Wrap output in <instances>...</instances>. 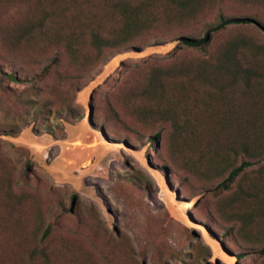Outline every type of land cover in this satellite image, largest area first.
Masks as SVG:
<instances>
[{
    "label": "rangeland",
    "instance_id": "374dc122",
    "mask_svg": "<svg viewBox=\"0 0 264 264\" xmlns=\"http://www.w3.org/2000/svg\"><path fill=\"white\" fill-rule=\"evenodd\" d=\"M117 1L0 0V264H264V156L233 150L235 128L264 133V77L192 73L241 38L228 63L264 74V31L181 42L264 9L212 0L173 20L160 2L97 58L92 35L122 27Z\"/></svg>",
    "mask_w": 264,
    "mask_h": 264
},
{
    "label": "trees",
    "instance_id": "16d2710c",
    "mask_svg": "<svg viewBox=\"0 0 264 264\" xmlns=\"http://www.w3.org/2000/svg\"><path fill=\"white\" fill-rule=\"evenodd\" d=\"M210 1L212 0H140V2L136 4L130 0L117 1L116 9L119 10L122 17V27L117 33L110 35L107 38H103L98 34L92 35V44L96 49L97 58H99L105 50L114 52L120 50V48L124 46H127V44L131 42L130 36L135 34V32L140 30L142 27L144 28L149 23L155 21L156 16L151 12V9L157 6L160 7V2L167 14L171 13L175 16L173 20H184L194 18L200 8H202L206 2ZM236 1L250 2L253 7L257 9H264V0ZM112 2H114V0H109V3ZM251 24L264 31V22L261 19L253 17H225L222 15L220 22L212 26L202 38L184 36L181 38V42L190 49H204L211 44L212 35L214 33L226 30L231 26L241 27ZM44 25L45 21H40L38 29L44 28ZM242 43L243 40L241 38L234 39L232 42L228 43L226 60L220 61L214 67H211L212 64L200 65L199 68L192 70V73L199 78H209L215 83H220L225 77L229 79L231 78L234 83L238 80H243L247 86L250 85V82L253 79H262L261 77H264V74L258 73L252 68L243 69L238 63H228V61H231L233 58L230 55L231 51L235 48L237 49ZM67 47L68 51L72 55L76 56L77 50L69 44ZM245 117L253 118V116L248 113ZM255 126L256 124L253 125V127ZM234 132L238 138V144L233 150L236 151L239 148L243 149L250 160L258 156H264V133L253 132L250 128L244 130L242 128H235ZM251 165L252 164L250 162L244 161L240 166L231 170L227 179L222 183L224 188H229L230 184H232L235 179ZM262 253L264 254V248H262Z\"/></svg>",
    "mask_w": 264,
    "mask_h": 264
}]
</instances>
